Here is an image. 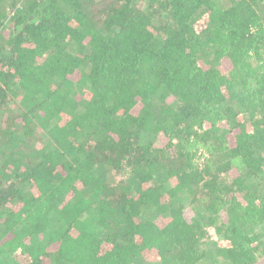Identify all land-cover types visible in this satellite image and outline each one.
Listing matches in <instances>:
<instances>
[{
  "label": "trees",
  "instance_id": "1",
  "mask_svg": "<svg viewBox=\"0 0 264 264\" xmlns=\"http://www.w3.org/2000/svg\"><path fill=\"white\" fill-rule=\"evenodd\" d=\"M0 264H264V0H0Z\"/></svg>",
  "mask_w": 264,
  "mask_h": 264
}]
</instances>
